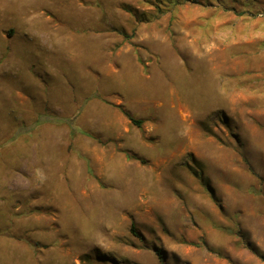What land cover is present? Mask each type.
I'll return each mask as SVG.
<instances>
[{
  "label": "rangeland",
  "instance_id": "obj_1",
  "mask_svg": "<svg viewBox=\"0 0 264 264\" xmlns=\"http://www.w3.org/2000/svg\"><path fill=\"white\" fill-rule=\"evenodd\" d=\"M6 229L0 264H264V0H0Z\"/></svg>",
  "mask_w": 264,
  "mask_h": 264
},
{
  "label": "trees",
  "instance_id": "obj_2",
  "mask_svg": "<svg viewBox=\"0 0 264 264\" xmlns=\"http://www.w3.org/2000/svg\"><path fill=\"white\" fill-rule=\"evenodd\" d=\"M122 111L124 112V114L132 121V123L134 125H137L138 127H140L143 123V120L138 119L136 117H134L132 114H130L127 110L122 109ZM71 125V137H74L75 133L79 130L75 125H72L71 122H69ZM141 162H144V160L141 159ZM131 232L136 235L139 238H142V234L139 232V230L137 229V226L134 222H132L131 224ZM0 235H5V236H12L10 230L6 229V230H1L0 231ZM157 254L159 256V258L161 260H163L164 256H163V252L158 249Z\"/></svg>",
  "mask_w": 264,
  "mask_h": 264
}]
</instances>
